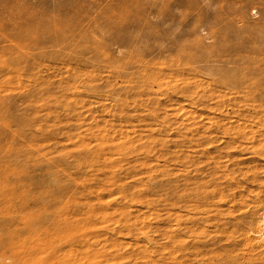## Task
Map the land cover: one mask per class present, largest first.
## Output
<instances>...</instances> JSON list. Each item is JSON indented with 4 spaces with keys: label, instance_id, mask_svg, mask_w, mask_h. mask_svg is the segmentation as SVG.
Instances as JSON below:
<instances>
[{
    "label": "rangeland",
    "instance_id": "374dc122",
    "mask_svg": "<svg viewBox=\"0 0 264 264\" xmlns=\"http://www.w3.org/2000/svg\"><path fill=\"white\" fill-rule=\"evenodd\" d=\"M0 35V264H264V0H0Z\"/></svg>",
    "mask_w": 264,
    "mask_h": 264
},
{
    "label": "bare ground",
    "instance_id": "6f19581e",
    "mask_svg": "<svg viewBox=\"0 0 264 264\" xmlns=\"http://www.w3.org/2000/svg\"><path fill=\"white\" fill-rule=\"evenodd\" d=\"M12 2V1H11ZM2 6V5H1ZM7 11V10H6ZM16 23H18V22H16ZM28 26H30V25H28ZM25 28H27V27H25ZM2 33V32H1ZM3 35V34H2ZM1 36V35H0ZM17 37V36H16ZM15 37V38H16ZM3 38H5V37H3ZM18 39H19V37H18ZM0 41H2V40H0ZM5 41V40H4ZM3 42V41H2ZM1 43V42H0ZM1 61V60H0ZM18 65V64H17ZM18 67H20V66H18ZM252 93V92H251ZM264 230V229H263ZM2 258V257H1Z\"/></svg>",
    "mask_w": 264,
    "mask_h": 264
}]
</instances>
